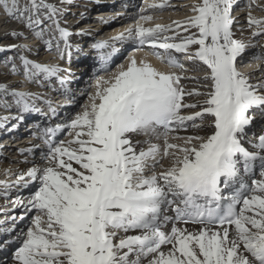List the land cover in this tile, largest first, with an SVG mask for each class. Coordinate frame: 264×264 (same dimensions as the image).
<instances>
[{
	"label": "snow or ice",
	"instance_id": "snow-or-ice-1",
	"mask_svg": "<svg viewBox=\"0 0 264 264\" xmlns=\"http://www.w3.org/2000/svg\"><path fill=\"white\" fill-rule=\"evenodd\" d=\"M72 3L0 0L20 26L7 35L35 40L0 46L20 78L0 82V127L44 115L38 103L57 116L61 105L28 85L70 92L72 57L84 52L71 37L92 35L71 31ZM187 6L183 19L157 23L152 13L177 9L144 0L133 24L91 44L100 67L86 101L70 96L79 110L38 127L41 143L19 150L26 168L2 171L6 199L28 191L0 229L10 236L0 250L15 246L6 264H264V16L254 14L264 0H248L246 23L233 14L239 0Z\"/></svg>",
	"mask_w": 264,
	"mask_h": 264
},
{
	"label": "bare ground",
	"instance_id": "bare-ground-1",
	"mask_svg": "<svg viewBox=\"0 0 264 264\" xmlns=\"http://www.w3.org/2000/svg\"><path fill=\"white\" fill-rule=\"evenodd\" d=\"M93 1L94 0H81V1L80 0H73V3L68 6V12H67V15H66V19L71 24V27L73 25V23H71V21H73L76 16L77 17L79 16V18L76 20L75 24L77 26H79L80 28L90 29L91 32H92V29L94 27L93 28H88V26L89 27H92V26H90V24H88L89 22H86V20H85L86 17H90L91 16L92 18H95V19H98V17H99L101 22L102 21H108L107 23L110 24V21H112V18L115 17L117 14H118V16L116 18H118L120 16V14L122 13V11H123L122 9H114V7H112V6L98 8L96 6H93V4H94ZM239 1L241 2L242 0H239ZM170 2L174 5V9H177V10L170 9V10H165V11H156V12L152 13L154 15V17L156 18L155 22H157V23H168L171 20L183 19L185 16L190 14V10L188 12L185 11V9H184V11H182V10L179 11V10L181 9V5H184V7L187 6V5H190L191 0H171ZM240 2H239V5H242V4H240ZM140 5H141V7H143V3H141ZM117 12H119V13H117ZM80 13H84V17H81ZM111 13L113 15H111ZM233 14L234 15H239V17L241 19V22L242 23H246V19H245L246 14H247V7L246 6L245 7L243 6V7L235 8V11H234ZM7 21L8 20L6 19V17L2 13H0V32H1L0 34L3 33L2 29L7 26L6 25ZM107 23H103V24H107ZM133 23H134V19H132L130 22L119 21V22H117L116 24H114L111 27L112 29L109 28L110 30L109 29L103 30L102 33H104V34L101 35L102 36L101 39L102 40L109 39L111 36L115 35L118 31H122L129 24H133ZM98 26L99 27L101 26L100 22L98 23ZM246 35H247V33H246ZM30 36L27 37L28 40H26V41L22 40L20 43H35L34 38H31ZM86 36H89V35H86ZM80 37H73L72 36L71 37V42L74 45H77V43H79V42H75V40L77 38H80ZM9 41L10 40H7L5 38H0V46L10 44ZM80 41H81V43L82 42L89 43L88 38H84V37H81ZM80 47L83 48V49L85 48L84 46H80ZM117 47H118V44H117ZM39 51H40V58L41 59H49L50 58L49 55L44 52L42 47L39 49ZM84 51L88 52L90 50L87 49V50H84ZM130 51H131V49L128 50V51H125V53L122 55V57L119 60V62L115 63L114 66H112V68L114 69L117 64L123 62L124 57L127 56L128 55L127 53H129ZM8 53H10V55L13 54L12 52H0V57H1L0 58V62H1L0 69H5L2 66V62L4 61L5 57L9 56ZM52 55H54V53ZM79 55H80V53H74V55L72 57V60H71V65H70V67H71L73 73L75 74V76H78L80 74V71L82 70L80 65L76 64V62H75V59H78L76 56H79ZM3 56H4V58H3ZM245 59L247 60V59H249V57H247ZM152 62L156 63L157 66H159V67H163L162 65H159L158 62L155 61V60H153ZM62 64L65 67L69 66L67 60L63 61ZM241 71H246L247 72V71H251V70L248 69V68H243V69H241ZM4 72L7 74V76H5V78L3 80H1L0 82H3V83H15L17 80L20 79L17 76L9 75L7 73V70L4 71ZM73 83H74V81H72L71 84H69V86H68L70 91H72L71 88L73 87ZM85 83L86 82H84V86L82 88L85 87ZM28 87L31 88L32 91H44L46 93H49V91H50L47 88H38L35 85H28ZM55 88H59V85L56 84ZM80 92L78 94H80ZM72 94H75V92L72 91ZM77 98L79 100V104H83L86 101V99H87L86 96H81V97L78 96ZM38 105L41 106L40 103H38ZM69 109H72V110L69 111ZM78 110H79L78 106H72L71 105V107L66 108V112L68 113V111H69L68 115L69 114H74ZM6 114L7 113L0 112V115H6ZM13 114H15L14 111H13ZM27 115L29 117H31L30 121H34L36 119H39V117L38 116L35 117L33 115V113H30V114H27ZM40 119H42V118H40ZM9 123H10V125H6V126L11 128L12 132H14L15 129H18V130L20 129V123L21 122L17 123L15 120H13V121H11ZM14 124L16 125L15 127H13ZM3 127L5 128V126H3ZM0 130H1V127H0ZM0 133H1V131H0ZM28 137H29L28 135H22V136L19 135L17 140H16V142H15V144L11 145V147L14 148L13 151H17V153H16L17 155H15L12 152L13 154H11V158H10L9 153H8V155L5 154L6 152L9 151V149L6 148V149L3 150V155L0 157V180H4L5 179V177L2 175V171L4 169H8V168H12V169L26 168L28 166V165H25V164L21 163V161L24 158L19 154V150L20 149H23V148H26V147L29 146L30 143H28L26 145H24L22 143V141L28 140L27 139ZM4 138H5V135H4ZM31 142L41 143V142H37L36 140L35 141L32 140ZM18 195L27 196L28 195V191H23L22 193H17L14 190H10L7 199L4 197V195L2 193H0V226H2V225L4 226L5 225V224H3L4 223L3 220H5V214H6L7 208H9V206H12L11 201L14 200ZM17 210L19 212L18 215H20L21 212H22V209H17ZM12 215H14L13 212L10 213V214L7 213L8 217H11ZM0 229H2V228H0ZM5 240H6L5 233L0 234V241H5ZM14 247L15 246H13V249L11 250L12 252H10L11 254L14 251ZM2 253H0V258H2L0 260V264L2 262H3V264H6L7 260L11 256V254L9 253V255H6V254H4V253L2 254Z\"/></svg>",
	"mask_w": 264,
	"mask_h": 264
},
{
	"label": "rangeland",
	"instance_id": "rangeland-1",
	"mask_svg": "<svg viewBox=\"0 0 264 264\" xmlns=\"http://www.w3.org/2000/svg\"><path fill=\"white\" fill-rule=\"evenodd\" d=\"M240 4H242V5H239V7H247V4H248V0H242L241 2H240ZM178 7V6H177ZM179 8V7H178ZM184 9H185V11H189V7L188 6H185V7H181V9L179 10V11H184ZM188 9V10H187ZM186 12V13H187ZM254 14L255 15H257V16H264V11H261L260 9H256L255 11H254ZM111 15H113L112 13H111ZM6 27H4L2 30H3V33L2 34H0V38H5V39H7V40H10L9 41V43L11 44V43H20L22 40L23 41H26V40H28V38L26 39V40H24V39H21V40H16V39H14L12 36L10 37V35H7V33L8 32H11L12 30H14V29H20V26L19 25H17V24H15L14 22H12V21H10V20H8L7 22H6ZM110 29H112V28H110ZM109 29V30H110ZM114 30V29H113ZM8 31V32H7ZM1 33V32H0ZM31 34L30 33H28L27 31H25V36L26 37H29ZM3 36H5V37H3ZM31 38H33L32 36H30ZM35 41V40H34ZM8 55L10 56V53H8ZM13 55V54H12ZM7 56V55H6ZM1 58V57H0ZM3 58H4V56H3ZM2 58V59H3ZM6 58V57H5ZM0 65H1V62H0ZM7 74L5 73V72H1L0 73V81L1 80H3L4 78H5V76H6ZM7 78V77H6ZM80 86V85H79ZM82 86V85H81ZM80 86V87H81ZM19 143V142H18ZM15 154V155H17L16 153H17V151H8V152H6L5 154L6 155H8V153H9V155H10V158H11V154H13V153ZM14 156V155H13ZM12 156V157H13ZM18 210H16V212L14 213L15 215L17 214V216H18ZM13 248H10L7 252H6V254L7 255H9V253L10 252H12L11 250H12ZM11 254V253H10ZM12 255V254H11ZM2 258H0V260H1ZM1 264H3V262L1 263Z\"/></svg>",
	"mask_w": 264,
	"mask_h": 264
}]
</instances>
